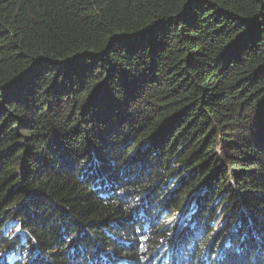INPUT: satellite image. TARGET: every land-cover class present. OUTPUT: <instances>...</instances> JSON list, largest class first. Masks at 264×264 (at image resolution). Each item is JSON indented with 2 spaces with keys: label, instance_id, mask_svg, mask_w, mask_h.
I'll return each instance as SVG.
<instances>
[{
  "label": "trees",
  "instance_id": "16d2710c",
  "mask_svg": "<svg viewBox=\"0 0 264 264\" xmlns=\"http://www.w3.org/2000/svg\"><path fill=\"white\" fill-rule=\"evenodd\" d=\"M26 256L264 264V0H0V264Z\"/></svg>",
  "mask_w": 264,
  "mask_h": 264
},
{
  "label": "rangeland",
  "instance_id": "374dc122",
  "mask_svg": "<svg viewBox=\"0 0 264 264\" xmlns=\"http://www.w3.org/2000/svg\"><path fill=\"white\" fill-rule=\"evenodd\" d=\"M187 214V213H186ZM166 214H163L162 216H161V220H163V216H165ZM179 216H180V213L178 214V213H176L175 214V216H173V220L172 221H174V219H175V222L179 219ZM172 221H170L169 220V222L167 221V223H168V225H166V226H172L174 223H172ZM16 225V224H15ZM180 225V222L178 221V222H176L175 223V225H173V226H179ZM213 227V229H215L216 228V225H214V226H212ZM12 228H16V231H14L13 232V234L14 235H17V234H20V231H21V228L20 227H12ZM11 228V229H12ZM212 229V228H211ZM27 257L28 256H26V258H25V260L23 261L24 263H26L27 264ZM31 259H32V257H31Z\"/></svg>",
  "mask_w": 264,
  "mask_h": 264
}]
</instances>
